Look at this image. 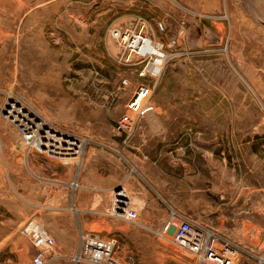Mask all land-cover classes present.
<instances>
[{
  "label": "rangeland",
  "instance_id": "obj_1",
  "mask_svg": "<svg viewBox=\"0 0 264 264\" xmlns=\"http://www.w3.org/2000/svg\"><path fill=\"white\" fill-rule=\"evenodd\" d=\"M256 2L225 0L220 11L203 12L196 21L173 0H0V264H31L35 248L22 233L28 220L45 228L53 220L57 230L65 229L70 217L50 213L45 184L54 178L53 170L59 173L61 162L73 161L76 177L90 146L104 153L122 146L114 120L141 81L156 84L152 99L161 80L208 82L224 100L214 107L228 114L230 135L253 126L264 130V0ZM138 17L146 21L145 35L167 56L157 80L140 77L147 60L129 55L109 34L114 27L135 26ZM10 96L49 127L78 138L81 155L59 158L26 149L1 113ZM230 146V154L239 155L231 141ZM255 167L262 174L256 193L261 198L264 162ZM101 221L89 229L100 239L116 238L113 256L125 264L189 261L171 242V232L162 239L120 219ZM222 234L254 256L242 252L236 264H256L264 257V243L256 245L260 234L247 242Z\"/></svg>",
  "mask_w": 264,
  "mask_h": 264
},
{
  "label": "crops",
  "instance_id": "obj_2",
  "mask_svg": "<svg viewBox=\"0 0 264 264\" xmlns=\"http://www.w3.org/2000/svg\"><path fill=\"white\" fill-rule=\"evenodd\" d=\"M256 1L249 0L251 6ZM173 2L191 10L196 21L201 13L220 11L225 4V0ZM210 88L215 87L208 82L161 80L152 99L153 111L128 144L120 142L122 146L108 147L111 151L105 153L88 147L76 177L71 160L61 162L59 173L57 168L52 171L54 178L44 186V200L51 204L53 216L70 217L65 229L57 230L53 220L46 226L58 254L53 263L72 264L69 257L78 251L80 232L95 234L89 228L100 226L101 218L126 221L111 213L119 185L138 212L137 224L126 221L132 226L157 232L174 209L243 242L257 240L260 234L261 242L256 244L260 248L264 243V195H256L262 189L258 179L262 174L255 163L264 162V130L253 126L230 135L228 114L214 107L224 100ZM230 141L239 155L230 154ZM71 182L78 187L71 189Z\"/></svg>",
  "mask_w": 264,
  "mask_h": 264
},
{
  "label": "built area",
  "instance_id": "obj_3",
  "mask_svg": "<svg viewBox=\"0 0 264 264\" xmlns=\"http://www.w3.org/2000/svg\"><path fill=\"white\" fill-rule=\"evenodd\" d=\"M145 28L146 21L138 17L135 26L125 29L114 27L109 30V34L124 44V49L129 55L147 60L146 67L139 72L140 77L157 80L163 72L167 56L162 51V46L152 43L145 35ZM147 44H152L158 52L149 50ZM154 89L155 84L148 81L138 83L126 103L125 111L115 118L114 130L121 135L122 144L129 143L131 137L142 128L144 118L153 111ZM1 113L15 128L20 142L26 149L47 152L59 158L71 155L75 158L81 155L82 143L78 138L49 127L15 98L10 96L4 101ZM77 187V182L70 183L71 189ZM71 210H74L73 207ZM112 215L133 224H137L139 218L137 210L130 206L125 195L119 199L114 197ZM168 232L172 233L171 242L189 259L186 263L176 264H236L241 251H246L215 228L199 223L195 218L174 209H171L169 218L155 234L165 239ZM22 233L35 248L31 264H52L55 261L58 257L55 239L40 222L35 219L28 220L22 228ZM79 241L78 251L69 257L72 264H125L113 256V251L118 245L116 238L104 240L91 232H80ZM129 261L133 263V258L129 257ZM256 264H264V257H257Z\"/></svg>",
  "mask_w": 264,
  "mask_h": 264
},
{
  "label": "bare ground",
  "instance_id": "obj_4",
  "mask_svg": "<svg viewBox=\"0 0 264 264\" xmlns=\"http://www.w3.org/2000/svg\"><path fill=\"white\" fill-rule=\"evenodd\" d=\"M147 48H148L149 50H153V51H155V52H158L157 49H156L155 47H152V44H150V45L147 44ZM117 194H119L120 196L123 195V194H121V191H120V192H117ZM119 195L116 196V199H119V197H120ZM121 197H124V195L121 196Z\"/></svg>",
  "mask_w": 264,
  "mask_h": 264
},
{
  "label": "water",
  "instance_id": "obj_5",
  "mask_svg": "<svg viewBox=\"0 0 264 264\" xmlns=\"http://www.w3.org/2000/svg\"><path fill=\"white\" fill-rule=\"evenodd\" d=\"M264 24V23H263ZM122 190V186H117V188H116V192H120Z\"/></svg>",
  "mask_w": 264,
  "mask_h": 264
}]
</instances>
